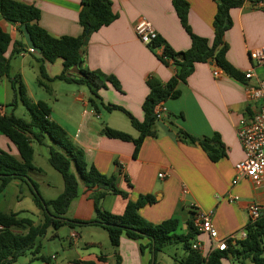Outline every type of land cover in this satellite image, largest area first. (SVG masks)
I'll return each mask as SVG.
<instances>
[{"label": "crops", "instance_id": "obj_1", "mask_svg": "<svg viewBox=\"0 0 264 264\" xmlns=\"http://www.w3.org/2000/svg\"><path fill=\"white\" fill-rule=\"evenodd\" d=\"M13 1L38 9L39 26L54 38L79 37L82 34L78 24L80 0ZM184 1L188 5L186 18L190 33L211 44L214 36L212 23L218 0ZM243 1L242 7L229 11L231 27L225 31L222 40L227 46L225 60L239 78H234L221 69L220 77L214 78L213 71L219 67L213 60L195 64L185 83L177 86L179 97L162 103L165 113L154 123L155 136L146 137L135 155L132 142L107 138L103 131L108 127L136 139L139 134L132 128L126 113L142 122V104L149 92L147 79L154 77L164 84L174 74L173 67L164 65L157 57L162 53L161 47L152 52L137 39L134 25L138 20L144 19L150 23L157 37L175 52L189 49L190 36L181 25L173 0H109L117 17L109 26L90 35L86 46L81 50L82 67L114 77L119 90L107 84L106 88L97 92L100 100L96 99L91 104V95L86 87L82 86L83 90L79 91L78 86L81 85L68 83L58 112L49 99L30 98L33 102L46 103L50 108L49 119L65 131L69 140L81 151L85 163L105 176H114L116 188L127 194V199L113 194L106 195L100 202L99 208L102 211L122 215L127 201L135 202L138 196L148 194L154 197L155 202L141 208L140 217L154 225L175 218L179 224L177 234L185 235L187 221L192 215L191 207L195 205L210 215L211 224L221 239L236 236L244 229L251 205L259 206L260 216H264V185H254L247 179L232 184L235 178L234 166L244 159L236 137L237 125L240 120H249L257 109V106L247 100L245 93V85H254L255 80L246 81L243 74L253 69L257 78L264 80V67H259L249 57L251 50L264 47V8L254 5L250 0ZM0 27L13 41L22 43L14 36L17 32L23 35L17 26L10 25L9 31L7 23L0 20ZM24 48V52L16 55L21 60L31 48L30 43ZM11 49L12 47L7 56ZM32 55L39 58V61L36 59L39 74L42 71L46 74L49 69L48 80L60 74V59L53 63H42L38 54ZM11 59L9 64L13 68H10L9 76H19L26 86L25 72L36 71L35 67L31 63H17L15 59L11 63ZM5 79L10 83L8 78ZM39 85L42 86V83ZM48 90L49 96L58 101V94ZM107 106H116L123 111H108ZM0 112L7 115L5 106L2 105ZM178 130L195 138L216 137L224 155L216 162L210 161L197 144L179 140ZM33 145L34 143L32 147ZM0 150L18 158L16 147L1 133ZM35 157L33 147V166L42 172L30 174H43V170L34 164ZM46 160L48 162V152ZM159 173H163L165 178L159 179ZM8 186L23 193L26 185L12 181L0 195L5 193ZM60 190L58 195L63 191V184ZM35 210L38 223L32 222L38 225L42 223L39 221L41 212L36 207ZM0 211L3 212L1 209ZM11 212L17 213L19 218H27L20 217L23 212L21 210L10 209L3 213ZM94 217L89 192L78 179L77 196L71 201L65 214L67 220L76 222L71 228L65 226L69 228L68 245L59 243L57 249L45 255L41 253V246L38 256L46 257L48 262L27 254L21 257L24 259L22 264H151L153 255L147 247V239L133 241L123 236L117 248H103L94 235L96 229L101 228L90 223ZM72 233L76 235L75 239H71ZM58 238V235L52 237ZM195 239L205 256H208L212 250L210 240L203 234H198ZM140 245L146 247L142 253L139 251ZM163 251L155 256L157 264H177L186 257L184 248L179 259L173 257L166 260ZM227 257L222 264H233L234 257L229 254Z\"/></svg>", "mask_w": 264, "mask_h": 264}, {"label": "trees", "instance_id": "obj_2", "mask_svg": "<svg viewBox=\"0 0 264 264\" xmlns=\"http://www.w3.org/2000/svg\"><path fill=\"white\" fill-rule=\"evenodd\" d=\"M264 8V0H259ZM243 0H218L213 18V41L209 44L206 40L190 33L187 26L188 5L184 0H173V7L178 15L182 27L190 36V47L185 52H175L159 37L153 39L147 47L152 52L162 48L158 59L167 66H172L174 74L166 83H161L154 77H149L146 85L149 92L142 104L144 119L138 122L128 113L130 124L138 132L136 139L128 134L104 128V135L110 139L132 142L134 155L146 137H154V123L157 121L155 108L170 99L179 97L177 86L185 83L187 77L193 72V67L198 63L213 60L219 69L234 78H239L232 67L226 62L224 54L227 46L223 44V35L231 27L229 11L242 7ZM255 5V4H254ZM78 24L82 29L79 37L54 38L39 26L40 12L34 6L18 3L13 0H0V20L7 24L17 26L24 33L30 46L39 55L42 63H53L60 59L62 70L53 80L74 83L88 89L91 104L100 100L97 92L111 85L119 90V85L114 77L105 75L100 71H90L82 67V48L86 46L91 34L102 27L109 26L116 14L111 9L109 0H80ZM12 47L9 56L7 52ZM22 43L13 41L11 36L0 27V79L8 78L14 93V98L9 106H15L19 99L29 114V120L15 117L13 114L5 115L0 112V133L6 137L17 149L18 158L0 150V193L12 181L26 185L35 207L42 213V223L34 225L28 218H19L17 213H3L0 211V264H13L27 254L36 259L48 262L44 256H38L41 251V239L48 229L52 230V237L62 227H73L76 222L67 220L65 214L71 201L78 193V179L82 182L92 200L95 217L92 225L103 229L107 233L111 247L117 248L121 237L133 241L147 239L148 248L155 256L165 247L181 243L186 251V257L177 264H222L228 254L244 264L245 259H250L252 264H264V216L256 221H248L244 227L246 239L232 245L228 242L227 250H212L203 258L191 246L196 241L198 233L192 224V219L187 221L185 235H178V221L175 218L165 220L159 224H151L139 215V210L147 205L154 204L151 195H140L135 202L127 201L122 215L116 216L102 211L99 206L108 194L118 195L127 199V194L115 186L114 176H105L93 166H88L81 151L69 140L65 131L49 119L50 108L42 101L33 102L28 96L25 86L19 76L10 77V58L24 52ZM43 74V72H42ZM47 91L48 88L45 87ZM2 105L0 104V108ZM108 111L122 110L116 106H107ZM123 111V110H122ZM179 140L188 144H197L210 161L216 162L224 155L221 144L216 137L195 138L182 130H178ZM49 139L53 146L48 148V164L61 177L63 191L55 199L45 201L41 197L37 184L30 178L31 172L41 173L40 169L33 166L32 144L43 145ZM192 214V213H191ZM145 246L140 245V253ZM152 262V261H151Z\"/></svg>", "mask_w": 264, "mask_h": 264}, {"label": "rangeland", "instance_id": "obj_3", "mask_svg": "<svg viewBox=\"0 0 264 264\" xmlns=\"http://www.w3.org/2000/svg\"><path fill=\"white\" fill-rule=\"evenodd\" d=\"M7 29L10 31V24H7ZM14 36L18 38L20 41H22L24 47L26 48L28 47L29 45L28 39L24 33L22 35L19 34V32H17L14 34ZM14 59L16 60L17 63L20 62H23V64L31 63L32 66H34L36 69V71L34 70L33 72H30L29 70L25 72L24 77L26 81L25 87H26L27 96L32 100H40L44 98L47 100L49 99L50 104L54 105L56 107V111L58 112V107L61 106L60 103L63 100V93L68 83L53 79L48 80L47 76H49V72H50L49 69L46 70V74L44 73V71H42L43 74L41 73L39 74L37 69V61H36V59H38L39 61V58L33 56L32 54L29 55L27 53L24 59L22 60L18 56L17 57L14 56L11 59L12 60L11 63H13ZM10 68H13V65ZM39 83H42V86H40ZM45 87L58 94V98H57L58 101L54 100V97L49 96L48 93L49 91L47 92ZM78 87L80 89L79 91L83 90L81 88L82 86H78ZM13 98H14V93L10 83H8V81L5 78L0 79V103L3 106H5L7 115L13 114L15 117L21 118L23 120H29V114L19 99L17 100L15 106L13 107L9 106V104L12 103ZM50 146H53V144L51 143V141H49V139H46L43 142V145H37L36 143H34L33 147L36 153L34 164L43 170V174H34V173L29 174L30 178L38 185V191L43 199H53L54 197H56L58 193H60L61 191L60 189L63 184L60 175L50 167V165L46 160L48 148ZM19 193L14 187L8 186L5 193L3 195H0V209L3 212L9 211L10 209L12 211L21 210L23 212L20 213V217H27L33 220L34 223H38L36 216L37 214L35 213L36 210L34 206V201L32 199L30 192L28 191V188L24 186L23 193L22 192ZM18 194L20 197L17 199L16 196L18 197ZM42 220L43 217L41 213V218L39 219V221ZM75 231L79 232L78 229H75ZM68 233H69V228L62 227L57 232L59 238L52 239V230L48 229L45 236L41 239V246H42L41 253L44 255L51 254L55 248L57 249V245L59 243L68 245L69 242ZM94 235L101 242L103 248L112 249V247H110V245L108 244L107 241L108 237L106 236L107 234L105 233V231L101 229H96V233ZM102 236H104V239ZM183 253H184L183 246L181 243H178L176 245L165 247L162 254L166 258V260H168L169 258H173V257L179 259L180 257H182ZM23 260H24L23 258H19L16 261V263L13 264H22ZM239 261L240 260L234 258V261L232 263L240 264ZM244 262L245 264H252V262L249 259L245 260Z\"/></svg>", "mask_w": 264, "mask_h": 264}, {"label": "built area", "instance_id": "obj_4", "mask_svg": "<svg viewBox=\"0 0 264 264\" xmlns=\"http://www.w3.org/2000/svg\"><path fill=\"white\" fill-rule=\"evenodd\" d=\"M250 2L256 6H262L259 0H250ZM134 33L137 39L146 46L157 37L151 24L144 19L136 22ZM27 53L35 54L36 52L30 48ZM249 57L259 67H264V47L251 50ZM221 74L220 69L213 71L214 78L220 77ZM243 78L246 81L255 80L254 85H245V93L247 100L257 106V109L249 120H240L237 125L236 137L243 150L244 159L234 166L235 178L232 184H236L241 179H247L254 185H264V80L258 79L253 69L247 70L243 74ZM155 113L157 120L164 116L165 108H163L162 103L155 108ZM157 177L164 179L165 175L159 173ZM191 210L193 227L198 234H203L210 240L212 250L225 251L228 242L234 245L236 242L246 239L245 229L240 230L236 236L226 239L219 238L211 224L210 215L195 205H192ZM259 212V206L251 205L248 209V221H256L260 217ZM1 230L2 227L0 226ZM70 237L75 239L76 235L72 233ZM191 248L206 258L207 255L205 256L198 242L193 243Z\"/></svg>", "mask_w": 264, "mask_h": 264}, {"label": "water", "instance_id": "obj_5", "mask_svg": "<svg viewBox=\"0 0 264 264\" xmlns=\"http://www.w3.org/2000/svg\"><path fill=\"white\" fill-rule=\"evenodd\" d=\"M191 218H192V215H190V219H191ZM151 264H153V260H152Z\"/></svg>", "mask_w": 264, "mask_h": 264}]
</instances>
